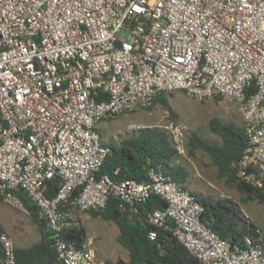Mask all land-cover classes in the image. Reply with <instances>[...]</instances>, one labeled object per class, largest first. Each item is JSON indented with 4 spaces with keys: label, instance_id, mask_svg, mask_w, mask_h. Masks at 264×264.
I'll return each mask as SVG.
<instances>
[{
    "label": "built area",
    "instance_id": "built-area-1",
    "mask_svg": "<svg viewBox=\"0 0 264 264\" xmlns=\"http://www.w3.org/2000/svg\"><path fill=\"white\" fill-rule=\"evenodd\" d=\"M176 90L237 106L248 138L237 176L264 190V0H0V195L26 215L18 193L37 206L63 264H103L91 242L64 237L80 225L76 209L102 211L114 196L132 217L152 195L166 206L147 221L202 264H264L261 233L232 245L161 168L146 181L98 176L109 148L97 123ZM165 127L183 154L187 124ZM15 250L0 225V264H16Z\"/></svg>",
    "mask_w": 264,
    "mask_h": 264
},
{
    "label": "trees",
    "instance_id": "trees-1",
    "mask_svg": "<svg viewBox=\"0 0 264 264\" xmlns=\"http://www.w3.org/2000/svg\"><path fill=\"white\" fill-rule=\"evenodd\" d=\"M163 94L157 96L155 103L166 104ZM209 127L221 141L210 142L193 131L188 136L189 151L193 153L196 149H202L207 152L212 157L219 176H226L227 181L235 184L247 197L264 202L263 189L250 186L237 176L235 164L248 146L244 126L232 120L212 118ZM105 143L109 151L97 173L98 176L107 174L116 181L127 178L146 181L148 169L159 167L181 183L186 180V171L181 166L172 164L175 151L168 133L163 129L146 127L136 135L122 138L119 143ZM56 189L57 181L52 180L47 186L46 194L53 196ZM195 195L203 205L202 221L232 245H241L247 235L256 238L261 233L254 222L243 216L238 204L232 199L212 200ZM18 196L38 225L41 237L38 243L30 247H16V264H63L51 245L47 224L39 215L37 206L24 194L18 193ZM119 204V199L111 196L104 210L90 211L91 216L101 217L117 226V241L128 252L126 261L106 259L103 264H202L176 239L171 230L157 228L147 221L146 213L166 206L162 197L150 196L138 205V213L132 217L122 212ZM152 230L157 233L154 239L149 237ZM64 237L76 246H81L86 241L87 234L85 228L79 225L67 230Z\"/></svg>",
    "mask_w": 264,
    "mask_h": 264
},
{
    "label": "rangeland",
    "instance_id": "rangeland-1",
    "mask_svg": "<svg viewBox=\"0 0 264 264\" xmlns=\"http://www.w3.org/2000/svg\"><path fill=\"white\" fill-rule=\"evenodd\" d=\"M163 100L166 104L157 102L152 108L99 121L97 129L102 140L119 143L122 138L136 135L139 130L146 127L166 130L165 126L170 121L187 124L185 151L183 154H175L172 159V164L181 166L187 173L184 185L205 198L232 199L238 204L243 216L256 224L264 238V202L247 197L235 184L228 182L226 176H219L212 157L202 149H196L191 153L187 144L188 136L193 131L210 142L221 141L209 127L212 118L232 120L243 125V116L237 106L218 99L198 101L181 90L165 92ZM81 213L91 215L90 212ZM81 219L87 234L86 241L91 240V247L98 262L106 259L125 261L128 259L127 250L117 241L118 229L113 222L91 216ZM0 224L9 232H12L13 228L16 238L12 239L17 246L31 244L40 235V229L33 218L8 204L3 197L0 198Z\"/></svg>",
    "mask_w": 264,
    "mask_h": 264
},
{
    "label": "crops",
    "instance_id": "crops-1",
    "mask_svg": "<svg viewBox=\"0 0 264 264\" xmlns=\"http://www.w3.org/2000/svg\"><path fill=\"white\" fill-rule=\"evenodd\" d=\"M82 211H80V210H75L74 212H73V214H74V216L76 217V218H78V220H79V222H80V225H82V217H85V216H91V215H88V214H83V213H81ZM91 217H93V216H91ZM95 218H100V217H95ZM1 225V224H0ZM2 226V225H1ZM83 226V225H82ZM3 227V226H2ZM3 229L11 236V237H13V238H16V236H15V232H14V230H13V228H12V232H9L7 229H5L4 227H3ZM40 237H41V233H40V235H39V238H37L36 239V241H34L33 243H31V244H27V245H24V246H17L16 244H15V246L16 247H18V248H27V247H30V246H32V245H34V244H36V243H38L39 241H40ZM87 240V239H86ZM88 242H91V240H89Z\"/></svg>",
    "mask_w": 264,
    "mask_h": 264
}]
</instances>
